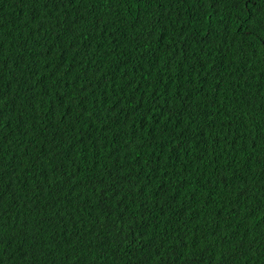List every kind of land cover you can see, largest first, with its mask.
Segmentation results:
<instances>
[{
  "label": "trees",
  "instance_id": "1",
  "mask_svg": "<svg viewBox=\"0 0 264 264\" xmlns=\"http://www.w3.org/2000/svg\"><path fill=\"white\" fill-rule=\"evenodd\" d=\"M0 264H264V0H0Z\"/></svg>",
  "mask_w": 264,
  "mask_h": 264
}]
</instances>
